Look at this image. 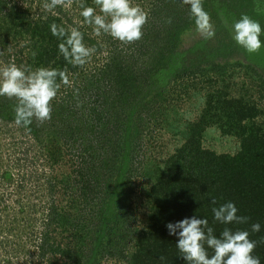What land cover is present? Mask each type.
I'll list each match as a JSON object with an SVG mask.
<instances>
[{
  "label": "rangeland",
  "instance_id": "374dc122",
  "mask_svg": "<svg viewBox=\"0 0 264 264\" xmlns=\"http://www.w3.org/2000/svg\"><path fill=\"white\" fill-rule=\"evenodd\" d=\"M214 1L202 3L215 30L218 20L210 13L227 3ZM44 2L0 0V36L3 27L13 21L11 10L19 9L30 22L47 16L63 17L66 28H79L85 44L94 51L81 73L69 76L71 86L60 83L57 96L50 102L51 119H33L30 130L14 123L15 99L0 97V264H132L138 233L152 206L150 186L165 161L191 138L206 98L205 89L189 88L193 79L171 80L163 86L159 79H151L140 64L141 53L159 44L158 29L153 24L158 25L164 16L178 24L162 29V36H175L170 45L188 52L192 63L196 57L189 51L206 36L196 29L194 20L179 23L186 14L192 18L184 0H133L149 12V17L142 38L132 44L106 34L96 36L91 26L82 23L81 3L94 7V0H64L51 11L44 9ZM238 2L240 9L232 7L235 20L242 12L264 25V0ZM215 33L207 46L223 40L222 32L216 29ZM20 41L7 46L0 39V68L15 63L36 69L30 66V55L23 47L29 42ZM259 51L264 58V47ZM231 57L233 62L242 60L244 68L231 63L222 66L227 83L233 86L236 80H247L253 83L249 89L261 83L252 98L264 110L263 61H245L242 49H234ZM76 83L78 88L74 89ZM231 93L239 96L237 88ZM68 94L71 107L61 110L57 104L52 106L59 103V95ZM93 106L104 112L100 120L92 119ZM202 136L203 148L217 154L234 156L240 150V140L224 133L221 123L208 127ZM81 143L88 150L84 155L78 153ZM118 187H123L122 193L114 198ZM111 192L112 196H106ZM106 207H112L114 219L104 213Z\"/></svg>",
  "mask_w": 264,
  "mask_h": 264
},
{
  "label": "trees",
  "instance_id": "16d2710c",
  "mask_svg": "<svg viewBox=\"0 0 264 264\" xmlns=\"http://www.w3.org/2000/svg\"><path fill=\"white\" fill-rule=\"evenodd\" d=\"M218 1L220 0L214 2ZM223 1V4L227 3L226 7L221 5L215 9V13H210L213 20L216 18L218 20L216 29L224 34L223 40L220 44L213 43L211 46L206 45L209 41L207 37L199 41L189 51L193 52L194 58L196 57L194 63L187 58L188 52L179 51L175 45H170L171 39L175 36L168 39L165 33L162 36V29H166L174 22L178 24L176 19L168 23L165 16L159 19L158 25L153 24V27L158 29L159 44H156L152 50L141 53L140 64L143 68H147L145 73L151 79L154 77L159 79L162 86L167 85L171 80L178 82L193 79L189 88L205 89L206 98L201 120L196 123L198 127H194L195 129L191 131V138L183 148L165 161L164 168L150 186L148 199L152 206L143 230L138 233L136 249L131 257L132 264H185L175 246L176 237L168 234L166 224L193 215L206 218L209 222L208 226L214 229L217 236L225 227L233 231H249V238L257 241L253 255L259 256L261 264H264V121L262 120L264 110L259 108V104L252 98L256 93L257 85L260 89L263 85L259 83L249 89L253 83L249 81V85L247 80H236L237 82H233V86H230L227 83L226 73L221 71L229 63L233 67L244 68L242 60L233 62L231 59L234 49H242L232 39V24L237 17L232 9L237 6L239 8L241 3L238 2L239 0ZM222 6L224 8H221ZM11 12L10 17H13V21L3 27L0 36L2 43L8 46L26 39L29 43L23 47L30 55L29 60L32 64L30 66L56 68L64 71L68 78L77 77L78 71L81 73L80 66L74 67L68 64L59 54L58 44L61 41L50 31L53 23L66 28L63 17L42 16L43 18L30 22L24 14H21V10L13 9ZM241 14L242 12L239 13ZM190 20L193 18L186 14L179 23L186 25ZM243 53L245 61L247 59L251 62L257 59L264 63L260 51L249 54L243 50ZM244 73L248 74V69L244 70ZM228 78H231V75H228ZM57 83H61L59 78ZM73 88H78L77 83ZM234 88L238 89L239 96L231 93ZM118 89L122 93L125 91ZM58 97L59 103L56 101L52 106L57 104L55 107L61 110L71 107L69 94L68 97L63 95ZM103 114L104 112L97 106L90 109V115L95 121L100 120ZM214 123L217 125L221 123V130L224 133L234 135L240 140V150L236 155L217 154L203 148L202 134ZM125 142L128 143V138ZM125 148L126 146L123 148L124 151ZM87 151L84 144H78V153L82 152L84 155ZM125 160L126 158L121 161L123 165L126 163ZM83 176L86 180L91 179L89 175ZM122 189L123 187H118L115 190L118 191L116 195L112 196L111 192L106 196L117 198L122 193ZM228 201L235 203L239 209L238 215L248 217L246 223L224 225L213 219L212 209ZM104 211V213L107 211L109 219H114L112 207H106ZM254 223L261 224L260 232H251V225ZM208 252L212 254L211 249H208Z\"/></svg>",
  "mask_w": 264,
  "mask_h": 264
},
{
  "label": "clouds",
  "instance_id": "9594fccd",
  "mask_svg": "<svg viewBox=\"0 0 264 264\" xmlns=\"http://www.w3.org/2000/svg\"><path fill=\"white\" fill-rule=\"evenodd\" d=\"M64 0H45L47 11L63 5ZM190 9L196 29L207 38L215 36L209 13L204 9L202 0H184ZM93 6L81 3L80 16L83 24L92 27L96 36L108 35L113 40L132 44L142 38V28L147 23L149 12L133 0H94ZM98 10V11H97ZM169 19L168 23H171ZM51 34L61 42L58 52L72 66H84L94 49L84 42V33L79 28L66 29L53 23ZM264 25L247 14L232 24V39L246 53H257L264 47ZM71 86L64 71L50 67L35 70L15 63L0 68V97L15 99L13 108L14 123L30 130L33 119H51L50 102L60 89V83ZM213 203L215 201L213 200ZM213 219L220 224L246 223L248 217L238 215L235 203L228 201L212 209ZM208 220L200 216L185 217L176 222H168L166 229L170 236L176 237L175 246L185 264H261L259 256L253 255L257 241L250 239L247 230L233 231L225 227L217 236L208 226ZM261 231V224L251 225V232ZM208 249L212 250L210 255Z\"/></svg>",
  "mask_w": 264,
  "mask_h": 264
}]
</instances>
